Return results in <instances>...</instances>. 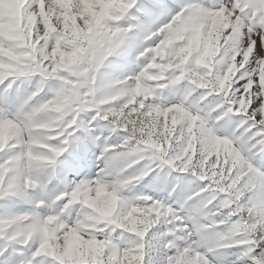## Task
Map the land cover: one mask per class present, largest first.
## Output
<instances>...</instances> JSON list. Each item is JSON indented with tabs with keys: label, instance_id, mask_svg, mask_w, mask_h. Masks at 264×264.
Returning a JSON list of instances; mask_svg holds the SVG:
<instances>
[{
	"label": "snow or ice",
	"instance_id": "1",
	"mask_svg": "<svg viewBox=\"0 0 264 264\" xmlns=\"http://www.w3.org/2000/svg\"><path fill=\"white\" fill-rule=\"evenodd\" d=\"M0 264H264V0H0Z\"/></svg>",
	"mask_w": 264,
	"mask_h": 264
},
{
	"label": "rangeland",
	"instance_id": "2",
	"mask_svg": "<svg viewBox=\"0 0 264 264\" xmlns=\"http://www.w3.org/2000/svg\"><path fill=\"white\" fill-rule=\"evenodd\" d=\"M164 97L165 99H168V100L172 99V96L168 92L164 93ZM138 187H141V186H138Z\"/></svg>",
	"mask_w": 264,
	"mask_h": 264
}]
</instances>
